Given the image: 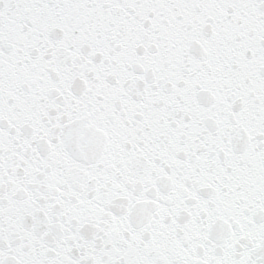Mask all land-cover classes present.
I'll return each mask as SVG.
<instances>
[{
  "label": "snow or ice",
  "instance_id": "obj_1",
  "mask_svg": "<svg viewBox=\"0 0 264 264\" xmlns=\"http://www.w3.org/2000/svg\"><path fill=\"white\" fill-rule=\"evenodd\" d=\"M0 264H264V0H0Z\"/></svg>",
  "mask_w": 264,
  "mask_h": 264
}]
</instances>
